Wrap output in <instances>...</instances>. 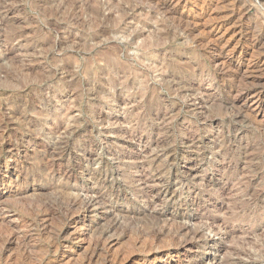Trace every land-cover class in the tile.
Here are the masks:
<instances>
[{
	"label": "rangeland",
	"instance_id": "374dc122",
	"mask_svg": "<svg viewBox=\"0 0 264 264\" xmlns=\"http://www.w3.org/2000/svg\"><path fill=\"white\" fill-rule=\"evenodd\" d=\"M57 1L0 6L13 9L0 14V148L7 140L13 150L0 152V250L14 234L33 238L27 253L14 238L0 264H264L258 7L243 15L230 0H169L170 16L150 7L160 0ZM8 44L17 50L4 54ZM217 63L254 69L246 81L259 84L258 115L251 111L257 96L238 97L243 80L230 89ZM50 161L72 173L70 200L95 205L92 212L75 209L55 250L49 244L69 199L48 191L61 186L49 181ZM13 166L20 171L8 173ZM17 179L25 192L9 199L2 193L15 192ZM183 225L206 242L175 246ZM98 243L101 254L90 260Z\"/></svg>",
	"mask_w": 264,
	"mask_h": 264
},
{
	"label": "bare ground",
	"instance_id": "6f19581e",
	"mask_svg": "<svg viewBox=\"0 0 264 264\" xmlns=\"http://www.w3.org/2000/svg\"><path fill=\"white\" fill-rule=\"evenodd\" d=\"M8 1V0H7ZM57 1V0H56ZM73 1V0H72ZM75 1V0H74ZM249 1H251V3L249 2ZM58 2V1H57ZM62 2V1H61ZM69 2V1H68ZM230 2H231V4H232V6H233V11L235 12V13H239V14H243V15H245V11L247 10V8L249 7V5H254V6H257L258 7V14H257V17H258V20L260 19L261 20V23H259L257 20V23H259L260 24V26L257 24V26L255 27V28H258L259 29V31L260 32H264V29H263V27H264V8L262 7V6H260V5H258V0H230ZM71 3V2H70ZM3 4H7L6 3V0H0V6L1 5H3ZM74 4H76V3H74ZM5 6H8V4L7 5H5ZM67 6V5H66ZM69 6V5H68ZM89 6V5H88ZM64 7H65V5H64ZM77 7V6H76ZM85 7V6H84ZM89 7H91V6H89ZM153 10H154V13L156 12V13H159V14H167V15H173V16H175V13L173 12V10L169 7V0H160L159 2H157V3H155L154 5H153V7L152 6H150ZM1 8H2V6H1ZM83 8V7H82ZM81 8V9H82ZM59 9H61L62 11H63V8H59ZM79 9V8H78ZM88 9V8H87ZM103 9V8H102ZM86 10V9H85ZM90 10V9H89ZM92 10V9H91ZM152 10V11H153ZM13 11V9H6L5 10V12H0V14H4L5 16H7V14L8 13H11ZM66 11V10H65ZM93 11H95V10H93ZM97 12V11H96ZM59 13H60V11H59ZM63 13V12H62ZM65 13V12H64ZM69 13H71V11L69 12ZM93 12H91V14H92ZM95 14V13H94ZM95 15H97V14H95ZM100 15V14H99ZM70 16V15H69ZM73 16H74V14H73ZM76 16V15H75ZM165 16V15H164ZM4 17V16H3ZM241 17V16H240ZM2 18V17H1ZM76 18V17H75ZM74 18V19H75ZM69 19V18H68ZM254 19V18H253ZM73 20V19H72ZM174 20V19H173ZM179 21V20H178ZM184 21V19H182L181 17H180V21H179V23L181 24L182 22ZM185 22V21H184ZM183 22V23H184ZM251 22V21H250ZM186 25V24H185ZM253 25V24H252ZM182 26V25H181ZM180 26V27H181ZM124 31V30H123ZM189 31V30H188ZM25 32V31H24ZM192 31H190V33H191ZM189 33V34H190ZM20 34V33H19ZM18 34V35H19ZM17 35V34H16ZM24 35V34H23ZM138 35H139V33H138ZM142 34H140V36H141ZM14 36V35H13ZM253 36H255V35H252V38H253ZM262 36V35H261ZM20 36H18V38H19ZM21 37H22V35H21ZM21 37H20V39H21ZM256 37V36H255ZM17 38V39H18ZM134 39H135V37H134ZM259 40V38H256L254 41L255 42H257ZM6 41V40H5ZM203 41V40H202ZM254 41H253V43H254ZM5 44V43H4ZM7 45V44H6ZM15 46V45H14ZM12 44L9 46V44H8V46H6L5 47V49H4V54L5 53H13L14 51H16L17 50V48H16V46L14 47ZM20 45L18 44V47H19ZM23 46V45H22ZM26 47V46H25ZM28 47V46H27ZM251 47V46H250ZM4 48V47H3ZM23 49H24V47H22ZM209 50V49H208ZM22 51V50H21ZM2 52V51H1ZM20 52V51H19ZM25 52H26V50H25ZM22 53H23V51H22ZM262 53V52H261ZM15 54V53H14ZM7 55V54H6ZM9 56V55H8ZM263 62V61H262ZM264 63V62H263ZM263 63L261 64V65H263ZM220 64V63H219ZM218 63H217V66H218V68H219V70H220V73H221V75L222 76H224V77H227L228 78V80L230 81L229 83H230V89H233L234 87H235V84L237 83V81H238V79L239 78H241L242 80H243V87L242 88H240V90H238V94L237 95H239L238 97H240L241 99H243V100H245V101H247L248 100V98H250V97H255V96H257L256 97V100H255V102L253 103V108H252V112L254 113V114H259L261 111H262V105H261V103L259 102L260 101V98H259V96H261L262 95V93H261V90L259 89H257V87H258V83H255V82H252L251 84H248L247 83V81H246V76H252V73L254 72V69L253 70H249V69H246L247 71H245V72H241L240 71V67H238V69H233V68H231V69H225V68H223V66H224V64H223V66H220ZM216 65V64H215ZM222 65V64H221ZM30 67V66H29ZM261 69L263 68V67H260ZM259 68V69H260ZM26 69V68H25ZM28 69V68H27ZM31 69V68H30ZM38 69V68H37ZM218 70V69H217ZM218 70V71H219ZM234 70V71H233ZM258 70V69H257ZM24 71V70H23ZM30 71V70H29ZM28 71V72H29ZM25 72H27V71H25ZM227 80V81H228ZM241 80V81H242ZM244 81H246V82H244ZM242 83V82H241ZM250 83V82H249ZM225 84V83H224ZM262 99V98H261ZM246 103V102H245ZM26 106V105H25ZM16 113V112H15ZM255 117H256V115H255ZM1 123V122H0ZM1 125V124H0ZM2 125H3V123H2ZM1 125V126H2ZM5 126V125H4ZM5 127H7V126H5ZM63 127H64V125H63ZM62 125H59L58 127H57V130H58V133H60L59 132V130H63L62 128ZM4 129V128H3ZM8 129V128H7ZM56 130V131H57ZM57 134V133H56ZM9 140V139H8ZM1 148H0V152L1 151H4V150H7V151H9V152H13V150H11V146L12 145H10V142H8L7 140H4L2 143H1ZM13 149V148H12ZM3 153V152H2ZM19 154V153H18ZM51 162V161H50ZM43 163V162H42ZM41 163V164H42ZM55 163V162H54ZM52 164V162H51V164L50 165H48V167H46L48 170H49V174H48V176H49V181H51V180H57V181H59V182H61V186H58L57 188L56 187H48L47 189H48V191L49 190H52V191H54L55 192V194L56 195H60V196H62V198L65 196V197H67L68 198V196L70 195L71 196V194L69 193V192H71L70 191V184L69 183H71V181L73 180V175H72V173L71 172H69L68 170H65L64 169V167L62 166V165H60V164H58V165H55V164ZM42 166H43V164H42ZM50 166V167H49ZM41 167V166H40ZM45 168V169H46ZM21 169V168H20ZM20 169L19 168H17L16 166H13V168L11 169V168H6V171L9 173L11 170L12 171H14V172H17V171H20ZM42 169V168H41ZM46 169V170H47ZM23 170V169H22ZM44 170V169H43ZM41 171V170H40ZM20 173V172H19ZM42 173H43V171H42ZM38 174H40V173H38ZM44 174V173H43ZM20 175H23V174H20ZM25 175L27 176V174L25 173ZM29 175V174H28ZM45 176V175H44ZM47 176V175H46ZM21 177V176H20ZM23 178V177H22ZM30 178V177H29ZM25 179V178H24ZM26 180H28V179H26ZM12 186H14V188H15V192H11V191H9V192H7V188L3 191V195L4 196H8V198H9V196H15V198H16V196H17V198H19V196L20 195H22L25 191H24V189H23V182L20 180V179H17L13 184H12ZM73 187V186H72ZM25 188V187H24ZM7 192V193H6ZM53 192V193H54ZM46 193V192H45ZM51 193V192H50ZM44 194V193H43ZM59 196V198H61ZM74 196V195H73ZM73 196H71V197H73ZM26 197V196H25ZM25 197H23V198H25ZM54 197V196H53ZM76 197V196H75ZM74 197V198H75ZM78 197V196H77ZM58 198V197H57ZM56 198V199H57ZM61 198V199H62ZM10 199V198H9ZM69 199V201L67 202V209H66V211H65V213L64 214H62L63 216H61L60 218H63V219H61L62 220V226H61V224H60V226H59V223H57L58 224V226H56L55 227V229L58 227L59 228V230H58V228L56 229L57 231H54L53 233H54V236H53V238L51 239L52 241L50 242V247H52V249L54 248V250L55 249H59V247L60 246H63V244H64V237H63V235H65L67 232H68V230H69V227L70 226H72V224H73V222H75L76 221V218H75V209H78V208H80V206L81 207H83L84 209H85V211H87V212H92V210L93 209H95L94 207H95V205L94 204H91L90 202H88V201H84L83 199L82 200H80V199H78V198H75V199H71L70 200V198H68ZM19 200V199H18ZM24 200V199H23ZM22 200V201H23ZM67 200V199H66ZM98 201V200H97ZM65 202V203H66ZM99 202V201H98ZM43 202L41 201V203L39 204L40 206L41 205H43L42 207L43 208H41V213L42 214H44L45 215V217H47V216H49L51 213H50V205H49V208H48V206H45L44 204H42ZM46 204V203H45ZM36 205H37V203H36ZM52 205V204H51ZM97 205V204H96ZM32 206H33V204H32ZM31 206V207H32ZM39 206V207H40ZM34 207V206H33ZM38 206H37V208H39ZM78 207V208H77ZM97 207V206H96ZM52 209V208H51ZM81 209V208H80ZM1 210V209H0ZM38 209H36L35 210V212L37 211ZM79 210V209H78ZM3 211V210H2ZM53 210H51V212H52ZM63 211V212H64ZM94 211V210H93ZM76 212H78V211H76ZM38 213V212H37ZM41 213H39V215L41 214ZM3 214H5V213H0V222L1 221H3V218H2V215ZM54 214V213H53ZM52 214V215H53ZM36 215V214H35ZM5 216V215H4ZM54 216V215H53ZM53 216H51V217H53ZM38 217V216H37ZM50 217V216H49ZM51 217L49 218V219H51ZM39 218V217H38ZM33 219V218H32ZM43 219V218H42ZM47 219V218H46ZM5 221V220H4ZM36 221V220H35ZM43 221V220H42ZM45 222H46V220H44ZM33 222V221H32ZM37 222H39V221H37ZM48 223V222H47ZM41 224H43V223H41ZM49 224V223H48ZM170 224V223H169ZM172 224V223H171ZM170 224V225H171ZM176 224V223H175ZM29 225V224H28ZM28 225H26V226H28ZM34 225L36 226V224L34 223ZM46 225V224H45ZM44 225V226H45ZM165 225V224H164ZM166 225H168V224H166ZM41 226V225H40ZM39 226V227H40ZM43 226V227H44ZM172 226V225H171ZM171 226H170V228H171ZM174 226H176V225H174ZM178 226H181V225H179L178 224ZM185 225H183V227H179L178 229H177V231H176V229H174L175 231H176V235H175V237H173L174 238V240L176 241V244L177 245H175V246H177V247H179V248H182V249H189L190 250V248H192L193 246H195L196 247V245H199V244H204L206 241V239L207 238H205L204 237V235H202L199 231H191V230H189V228L187 229L186 227H184ZM28 227H30V226H28ZM32 227V226H31ZM46 227H48L47 225H46ZM46 227H44V228H46ZM163 227V226H162ZM162 227H160L161 229H162ZM169 227V225L167 226V228ZM35 228V227H34ZM71 228V227H70ZM109 228H111V227H109ZM166 228V227H165ZM164 228V229H165ZM166 228V229H167ZM177 228V227H176ZM32 229V228H31ZM36 229V228H35ZM42 229V228H41ZM40 229V230H41ZM49 229V228H48ZM55 229H53V230H55ZM113 229H114V227H113ZM172 229V228H171ZM170 229V230H171ZM53 230H51L50 229V231L52 232ZM116 230V229H115ZM168 230V229H167ZM170 230H168V231H170ZM174 230H171V231H174ZM47 231V230H46ZM108 231V230H107ZM113 231V230H112ZM158 231H160V230H158ZM174 231V232H175ZM35 232V231H34ZM44 232V231H43ZM109 232V231H108ZM164 232V231H163ZM38 234H40L41 233V231H40V233L39 232H37ZM50 233V232H49ZM48 233V234H49ZM165 233V232H164ZM169 233V232H168ZM183 233H186V235L187 236H185V238L183 237V240H182V234ZM12 234H13V232H12ZM110 234V233H109ZM162 234V233H161ZM175 234V233H174ZM25 235V234H24ZM43 235V234H42ZM41 235V236H42ZM47 235V234H46ZM53 235V234H52ZM51 234H50V236H52ZM150 235V234H149ZM152 235V234H151ZM155 235V234H154ZM9 236V235H8ZM19 236H23V235H19ZM18 235L16 236L15 234H14V236H12V238L10 239V236H9V241H8V244H7V246H3V244H2V247H3V249L4 250H6L7 249V247H9V245H11L12 243H14L15 241L13 240L14 238L16 239V240H20V244H21V247H22V250H24V252H26L27 253V251L30 249V245H31V243H30V241H31V239H33V238H31L30 240H29V237L28 238H24V236L22 237V239H21V237H19ZM27 236V235H26ZM36 236V235H35ZM40 236V239L41 238H43V237H41ZM45 236V235H44ZM47 236H49V235H47ZM169 236H172V235H170L169 234ZM168 236V237H169ZM181 236V237H180ZM37 237V236H36ZM66 237V236H65ZM148 237H150V236H148ZM156 237H157V235H156ZM155 237V239H157ZM162 237V236H161ZM49 238V237H48ZM101 238V237H100ZM102 238H103V234H102ZM101 238V239H102ZM106 238H108V237H106ZM153 238H154V236H153ZM172 238V237H171ZM170 237H169V239H171ZM181 238V239H180ZM8 239V238H7ZM36 239H38V238H36ZM66 239H67V237H66ZM181 241H180V240ZM45 240V239H44ZM43 240V241H44ZM98 240V239H97ZM100 240V239H99ZM179 240V241H178ZM6 241V240H5ZM40 241V240H39ZM155 241V240H154ZM159 241V240H158ZM169 241H171V240H169ZM7 242V241H6ZM6 242H4V244L6 243ZM34 242H36V241H34ZM41 242V241H40ZM46 242V241H45ZM95 242V241H94ZM97 242V241H96ZM101 242V241H100ZM174 243V242H173ZM173 243H172V245H173ZM15 244V243H14ZM37 244V243H36ZM38 244H39V242H38ZM46 244H47V242H46ZM102 244V243H101ZM100 244V245H101ZM104 244V243H103ZM92 245V244H91ZM18 246H19V244H18ZM43 246V245H42ZM105 245H102L101 247H104ZM11 247H12V245H11ZM32 247V246H31ZM35 247V246H34ZM33 247V249L34 250H36L35 248ZM37 248H38V246H36ZM46 247V246H45ZM50 247H48V248H50ZM173 247V246H172ZM176 247V248H177ZM201 247V246H200ZM10 248V247H9ZM8 248V249H9ZM42 248V247H41ZM95 249L93 250V251H90L91 253L89 254V257H90V260L92 259V257L94 256L95 258H96V256L98 257L100 254H101V249L102 248H100V246H99V243L94 247ZM162 248V247H161ZM175 248V247H174ZM3 249H1L0 251H2ZM43 249V248H42ZM42 249H37L38 251L37 252H41L42 253V251H40V250H42ZM44 249H46V248H44ZM87 249H91L90 247L89 248H87ZM196 249H198V248H196ZM21 250V249H20ZM32 250V249H31ZM34 250L32 251V252H34ZM50 250V249H49ZM54 250H52V251H54ZM84 250V249H83ZM105 250V249H104ZM162 250H164V249H162ZM193 250V249H192ZM47 250H45V252H46ZM57 251H59V250H57ZM152 251V250H151ZM3 252V251H2ZM21 252V251H20ZM29 252H31V251H29ZM44 252V251H43ZM83 252V251H82ZM85 252V251H84ZM177 252V251H176ZM1 253V252H0ZM40 253V254H41ZM49 253H51V252H48V254ZM56 253V252H55ZM58 253V252H57ZM170 253V252H169ZM24 253H22L21 255H23ZM31 254V257H32V253H30ZM34 254V253H33ZM36 254V253H35ZM44 254V253H43ZM47 254V255H48ZM87 254V253H86ZM105 254V253H104ZM104 254H103V256H104ZM1 255V254H0ZM37 255H38V253H37ZM42 255V254H41ZM40 255V256H41ZM52 255V254H51ZM74 255V254H73ZM179 255V254H178ZM26 255H24L23 256V258L25 257ZM43 257H44V255H42ZM83 256H85V255H83ZM102 256V257H103ZM35 256H33L32 258H34ZM42 257V258H43ZM79 257V256H78ZM78 257H76L75 256V258H76V260H78L77 258ZM104 257H106V256H104ZM109 257V256H108ZM19 258H21L22 259V257H19ZM26 258H27V256H26ZM29 258V257H28ZM39 258H41V257H39ZM87 258V257H86ZM86 258H84V259H86ZM155 258V257H154ZM20 259V260H21ZM30 259L31 258H29V260H28V262H30ZM36 259V258H35ZM73 259V258H72ZM80 259H81V257H80ZM82 259H83V257H82ZM102 259V258H101ZM107 259V258H106ZM152 259V258H151ZM74 260V259H73ZM87 260V259H86ZM100 260V259H99ZM98 260V261H99ZM105 260V259H104ZM109 260V259H108ZM18 261H19V259H18ZM23 261H25V260H23ZM31 261H34V260H32L31 259ZM44 261V260H43ZM79 261V260H78ZM88 261V260H87ZM103 261V260H102ZM107 261V260H106ZM111 261H112V259H111ZM114 261V260H113ZM35 262L37 263L38 261L37 260H35ZM34 262V263H35ZM77 262V261H76ZM82 262V261H81ZM80 262V263H81ZM86 262V261H85ZM91 262H93L92 260H91ZM90 262V263H91ZM114 262H116V261H114ZM10 263V262H9ZM14 263V262H13ZM21 263L22 264H26L25 262H22L21 261ZM39 263V262H38ZM83 263H84V261H83ZM89 263V264H90ZM100 263H102V262H100ZM192 263V262H191ZM8 264V263H7ZM16 264V263H15ZM19 264V263H18ZM31 264H32V262H31ZM39 264H41V261H40V263ZM74 264H76V263H74ZM78 264V263H77ZM82 264V263H81ZM86 264V263H85ZM88 264V263H87ZM103 264H104V262H103ZM109 264V263H108ZM179 264V263H178ZM182 264V263H181Z\"/></svg>",
	"mask_w": 264,
	"mask_h": 264
}]
</instances>
